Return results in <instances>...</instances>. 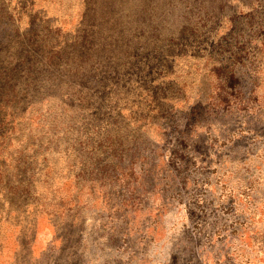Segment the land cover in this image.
Here are the masks:
<instances>
[{
  "label": "rangeland",
  "instance_id": "obj_1",
  "mask_svg": "<svg viewBox=\"0 0 264 264\" xmlns=\"http://www.w3.org/2000/svg\"><path fill=\"white\" fill-rule=\"evenodd\" d=\"M0 264H264V0H0Z\"/></svg>",
  "mask_w": 264,
  "mask_h": 264
}]
</instances>
